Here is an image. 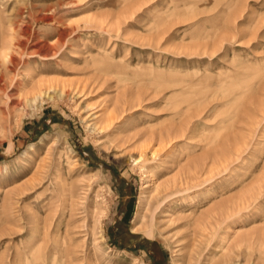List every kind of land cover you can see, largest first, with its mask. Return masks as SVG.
Here are the masks:
<instances>
[{
  "label": "rangeland",
  "instance_id": "374dc122",
  "mask_svg": "<svg viewBox=\"0 0 264 264\" xmlns=\"http://www.w3.org/2000/svg\"><path fill=\"white\" fill-rule=\"evenodd\" d=\"M0 50V264H264V0H0Z\"/></svg>",
  "mask_w": 264,
  "mask_h": 264
},
{
  "label": "bare ground",
  "instance_id": "6f19581e",
  "mask_svg": "<svg viewBox=\"0 0 264 264\" xmlns=\"http://www.w3.org/2000/svg\"><path fill=\"white\" fill-rule=\"evenodd\" d=\"M1 51V50H0ZM2 56H4V57H6V54L5 55H2ZM51 83V84H50ZM41 85L43 86V85H47V92L45 93V91H42L41 90ZM22 86V85H21ZM22 87H24V86H22ZM36 87H37V92L34 94V96L33 97H26V98H24V102H25V104H26V106H28L29 108H31V111H34L35 109H38V107L40 106H38V101L39 100H41L43 97H45V95H46V99H53L55 96L56 97H58V98H63L64 97V92H63V90H61V89H58L53 83H52V80L51 81H49V80H47V81H43V80H41V81H39L38 82V84L36 85ZM6 96V95H5ZM43 100V99H42ZM41 102V101H40ZM39 102V103H40ZM160 136V142L161 141H164V136L165 135H169V131L167 130L166 132H165V134H164V136H163V134H159ZM148 141V140H147ZM162 143V142H161ZM160 144V143H159ZM151 150H153V149H151ZM156 155H157V152L155 151V150H153L152 152H151V157H153V158H155L156 157ZM131 157H132V154H131ZM146 158H145V153L144 152H138V154H137V156H135V157H133L132 158V161H134L135 162V164H137V165H142V167L143 168H145L144 167V165H145V162H146ZM198 167V166H197ZM196 168V165L194 166V168L191 170V172H193L194 173V169ZM195 174V173H194ZM194 174H192V175H194ZM191 179V178H190ZM152 184H154V183H152ZM151 184V185H152ZM256 184V183H255ZM148 186V185H147ZM161 186H159V184H154L153 185V192H156L159 188H160ZM187 189H190V188H187ZM186 189V190H187ZM254 187H253V185L252 186H250V187H248L245 191H242L241 193H239V194H237L234 198V200H237L236 202L238 203V204H235L234 202H231V199H232V197L231 198H228L227 200H226V202H231V206H232V204H235V205H242L243 203H245L246 201H248L250 198H253V196H254ZM158 205H156L155 206V208L157 207ZM155 208H153V209H155ZM224 209H230V205H228V203H226V204H223V205H220V206H218V207H211V206H209L205 211H204V213H197V214H194V213H192V214H190L189 215V217L191 218V219H187V224H194L195 225V229H198V230H200V231H202V235H205L206 233H208V231L207 230H211V228H212V226H213V224L214 223H218V220L216 221V219L220 216H222L226 211L224 210ZM234 209V208H233ZM232 209V210H233ZM227 210V211H228ZM229 212H230V210H229ZM232 212V211H231ZM228 213V212H227ZM224 216V215H223ZM145 218V216L144 215H142L141 214V211L139 212H137L136 213V219L138 220V219H144ZM149 219H150V221L152 222V220H153V212H150V217H149ZM218 226V225H217ZM214 227H215V225H214ZM219 229V228H218ZM197 232V231H196ZM211 233V232H210ZM206 235H208V234H206ZM205 235V236H206ZM198 237V236H197ZM216 240V239H215ZM201 242V241H200ZM197 243V242H196ZM194 246H195V244H194ZM193 246V247H194ZM198 246V245H197ZM196 247V246H195ZM194 247V248H195ZM224 247V246H223ZM194 248H192V251H193V249ZM196 249V248H195ZM194 249V250H195ZM194 252V251H193ZM195 252H196V250H195ZM194 254V253H193ZM193 254L190 252L189 253V260H190V262L193 260ZM211 254V253H210ZM197 259H199V258H197ZM196 262H198L197 260H196ZM195 262V263H196Z\"/></svg>",
  "mask_w": 264,
  "mask_h": 264
}]
</instances>
